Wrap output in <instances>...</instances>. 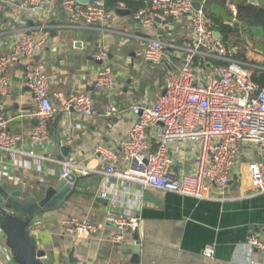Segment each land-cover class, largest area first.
I'll return each mask as SVG.
<instances>
[{"label": "crops", "instance_id": "1", "mask_svg": "<svg viewBox=\"0 0 264 264\" xmlns=\"http://www.w3.org/2000/svg\"><path fill=\"white\" fill-rule=\"evenodd\" d=\"M61 1L41 0L36 9L24 7L19 0H0V57L7 55L23 35L45 25L49 40L35 61L49 79L50 94H87L95 111L88 118L75 112H58L47 125L49 144L32 147L29 138L35 124L31 117L35 108L24 87L23 66L16 64L8 69L10 87L4 104L9 133L20 138L17 146L21 151H34L56 162L0 153V185H20L25 196L40 199L61 179L58 162L68 161L93 170L87 175L74 172L75 183L63 203L34 216L28 228L30 238L45 252L49 263L264 264V254L248 245L252 236L264 240V192L249 188L246 171V164L257 157L254 148L246 147L240 152L238 167L225 192L213 194L217 200L203 201L143 191L130 183L107 180L95 153L98 145L117 150L118 142L127 138L135 121L130 107L155 101L163 92L166 74L180 68L181 53L176 51H167L160 64L145 61V39H157L179 48L190 44L193 33L187 16L145 27L123 3L114 9L106 6L112 14L104 26L84 27L71 22L60 7ZM99 50L108 52L114 81L110 92L94 88L100 67L94 55ZM107 103L117 109L116 114L103 115ZM158 131L155 128L147 134L153 151L158 146ZM55 139L60 145L57 152ZM198 147L199 143L193 140L171 144L169 155L177 176L193 172ZM117 169L123 170L124 166L118 165ZM147 192L156 202L143 199ZM128 213L141 219L135 232L137 253L134 233L120 243L113 242L116 231L104 222L109 214ZM72 217L96 225L98 233L80 239L66 237L61 224ZM4 243L0 232V245ZM206 247L212 249V258L202 255Z\"/></svg>", "mask_w": 264, "mask_h": 264}, {"label": "built area", "instance_id": "2", "mask_svg": "<svg viewBox=\"0 0 264 264\" xmlns=\"http://www.w3.org/2000/svg\"><path fill=\"white\" fill-rule=\"evenodd\" d=\"M19 1L24 7L38 9L41 6V0ZM205 1L153 0L135 13V20L145 27L187 16L193 38L190 44L181 48L157 39H145V61L160 64L167 51H176L181 53V65L166 74L163 92L155 101L145 106L130 107L135 121L127 138L118 142L117 150L103 145L95 148L104 167L105 179L130 183L143 191L171 193L198 201L217 200L213 194L222 195L229 187L239 164L240 152L252 147L257 157L246 164L249 188L264 192V86L256 84L251 71L237 59L239 47L214 36L202 8ZM195 2L199 4L198 11L193 8ZM60 7L73 24L81 23L84 27L104 26L112 14L107 10L105 0H90L86 6L75 0H62ZM49 34L45 25L39 26L35 32L15 41L9 53L0 57V153L52 163L56 162L54 158L40 156L34 151L23 152L18 148L20 138L9 133L4 104L10 87L8 69L21 64L24 87L31 94L35 108L31 115L35 124L29 138L32 147L49 144L47 125L58 112H75L84 118L95 115L87 94H50L49 79L35 61V56L49 40ZM94 59L100 65L94 88L112 91L114 81L107 50H99ZM116 113L117 109L107 103L103 115L107 117ZM155 128L159 129L158 146L153 151L147 134ZM187 140L199 143L195 167L191 174L177 176L172 169L174 161L169 155V147ZM58 164L61 165V178L74 172L87 175L93 171L68 161ZM118 165H123L124 169H117ZM104 219L106 225L115 229L113 242L116 243L135 233L141 222L138 216L129 213L109 214ZM61 231L66 237L80 239L97 234L99 228L72 217L62 222ZM248 245L264 254V240L252 236ZM202 255L212 258V249L206 247ZM0 264H14L5 245H0Z\"/></svg>", "mask_w": 264, "mask_h": 264}, {"label": "water", "instance_id": "3", "mask_svg": "<svg viewBox=\"0 0 264 264\" xmlns=\"http://www.w3.org/2000/svg\"><path fill=\"white\" fill-rule=\"evenodd\" d=\"M80 5L86 6L90 0H75ZM252 6L258 5V0H247ZM194 10H199V4H193ZM214 36L221 39V34L214 33ZM58 139L54 140V149L59 150ZM62 160V159H59ZM75 175L71 173L61 178L45 191L42 198L25 196L20 185H0V232L4 236L5 246L11 252V259L14 264H50L45 257V252L39 249L36 243L30 238L28 228L37 214L53 210L59 207L65 198L71 193V184L75 183ZM144 200L156 202L149 192L143 195ZM12 213L13 215H9ZM136 245L134 252L139 251L138 237L134 233ZM69 264H79L76 261Z\"/></svg>", "mask_w": 264, "mask_h": 264}, {"label": "trees", "instance_id": "4", "mask_svg": "<svg viewBox=\"0 0 264 264\" xmlns=\"http://www.w3.org/2000/svg\"><path fill=\"white\" fill-rule=\"evenodd\" d=\"M152 1L105 0L108 8L114 9L124 3L134 13ZM202 8L209 27L221 34L223 42L239 47L237 59L251 71L252 80L264 86V0H258L255 7L247 0H206ZM252 54L259 55L260 60Z\"/></svg>", "mask_w": 264, "mask_h": 264}, {"label": "rangeland", "instance_id": "5", "mask_svg": "<svg viewBox=\"0 0 264 264\" xmlns=\"http://www.w3.org/2000/svg\"><path fill=\"white\" fill-rule=\"evenodd\" d=\"M232 9V8H231ZM232 10H234V9H232ZM253 55V57L255 58V59H257L258 58V56L259 55H255V54H252ZM258 60V59H257Z\"/></svg>", "mask_w": 264, "mask_h": 264}]
</instances>
